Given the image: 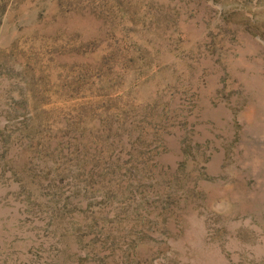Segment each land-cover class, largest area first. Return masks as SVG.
<instances>
[{
    "label": "rangeland",
    "instance_id": "1",
    "mask_svg": "<svg viewBox=\"0 0 264 264\" xmlns=\"http://www.w3.org/2000/svg\"><path fill=\"white\" fill-rule=\"evenodd\" d=\"M0 264H264V0H0Z\"/></svg>",
    "mask_w": 264,
    "mask_h": 264
}]
</instances>
